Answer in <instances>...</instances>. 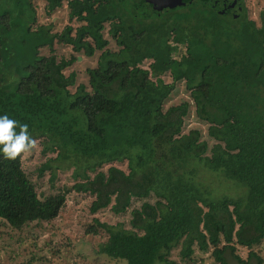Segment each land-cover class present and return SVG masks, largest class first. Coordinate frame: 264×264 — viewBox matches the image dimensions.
I'll use <instances>...</instances> for the list:
<instances>
[{
	"label": "trees",
	"instance_id": "trees-1",
	"mask_svg": "<svg viewBox=\"0 0 264 264\" xmlns=\"http://www.w3.org/2000/svg\"><path fill=\"white\" fill-rule=\"evenodd\" d=\"M45 1L48 16L67 5L61 32L35 29L34 0L0 11V114L27 123L43 153L56 154L39 177L50 171L53 181L56 170L73 167V189L94 197L93 215H130L129 228L89 224L88 235L107 236L99 254L114 264H177L174 249L191 262L198 248L217 264H229L227 254L264 264L254 250L264 241V12L258 24L246 10L231 18L206 0L161 15L136 11L130 0ZM107 25L117 50L108 47ZM55 43L89 58L100 53L87 85L66 73L78 59H58ZM180 82L208 124L211 148L200 130L184 133L189 102L165 109ZM199 167L247 196L213 197L196 180ZM66 195L42 199L21 156H0L1 223L21 230L52 222Z\"/></svg>",
	"mask_w": 264,
	"mask_h": 264
},
{
	"label": "rangeland",
	"instance_id": "rangeland-1",
	"mask_svg": "<svg viewBox=\"0 0 264 264\" xmlns=\"http://www.w3.org/2000/svg\"><path fill=\"white\" fill-rule=\"evenodd\" d=\"M11 1V2H10ZM14 0H0V11L4 6H12ZM34 6L37 9V21L34 24L35 29L39 26H52L53 33L61 32L64 27L70 24L69 9L65 4L48 16L46 14V1L34 0ZM247 17L260 24L261 14L264 12V0H245ZM13 8V7H12ZM105 38L109 40V48L117 50L115 41L108 34V25L105 31ZM54 52L58 59H70L72 56L77 57V61L69 68L66 73L75 72L77 74V86L88 84L87 69L97 66L100 53L97 52L94 57L89 58L85 55L75 53L70 46L54 44ZM51 53L49 48L41 51L42 56ZM184 53V50L182 51ZM150 61L144 63L145 68H149ZM167 83L171 82L169 75L164 77ZM76 88H72L75 91ZM182 102L190 103L189 115L185 119L184 133L197 129L202 133V140H207L210 148L214 143L208 137V124L200 121L195 113V107L186 89L184 82L176 85L165 109L171 106L180 105ZM36 147L20 154L23 169L30 174L34 181L39 196L42 199L59 192L66 193V204L60 216L52 222H34L26 225L21 230H14L5 222H0V264H114L108 258L99 254V244L107 240L105 234L99 236L88 235L87 227L92 223L94 218L110 225L124 223L125 228H129L128 220L130 215H115L110 208L100 211L93 215L90 212V205L94 197L90 194L77 193L73 187L78 182L74 179V168L64 167L56 170L53 181L52 173L46 171L42 177H39V169L49 159L54 158V153H43L44 144L36 141ZM197 182L208 187L215 198L230 196L234 198H245L247 189L235 181L224 179L219 173L206 171L199 167L197 169ZM70 190V191H69ZM69 191V192H67ZM141 202H136L139 205ZM254 250L264 260V241L261 245L256 246ZM181 247L173 250L170 259L177 264H217L212 257L211 251L203 253L196 248L191 262L183 261L181 257ZM249 250L238 247V253L243 259L248 258ZM229 264H239L230 254H227ZM255 264V260L251 261Z\"/></svg>",
	"mask_w": 264,
	"mask_h": 264
},
{
	"label": "clouds",
	"instance_id": "clouds-1",
	"mask_svg": "<svg viewBox=\"0 0 264 264\" xmlns=\"http://www.w3.org/2000/svg\"><path fill=\"white\" fill-rule=\"evenodd\" d=\"M36 140L30 134L29 125L0 114V156L14 159L36 147Z\"/></svg>",
	"mask_w": 264,
	"mask_h": 264
},
{
	"label": "water",
	"instance_id": "water-1",
	"mask_svg": "<svg viewBox=\"0 0 264 264\" xmlns=\"http://www.w3.org/2000/svg\"><path fill=\"white\" fill-rule=\"evenodd\" d=\"M132 2V8H134L136 11H140L143 12V10L145 11H151L153 13H157L158 15L164 14L170 10L173 9H181L185 6H189L193 3L192 1L191 3L186 4L185 0H130ZM233 2H235V0H232ZM220 11V13L225 14L228 17L231 18H237L240 15V12H227L225 10L222 9H217Z\"/></svg>",
	"mask_w": 264,
	"mask_h": 264
},
{
	"label": "flooded vegetation",
	"instance_id": "flooded-vegetation-1",
	"mask_svg": "<svg viewBox=\"0 0 264 264\" xmlns=\"http://www.w3.org/2000/svg\"><path fill=\"white\" fill-rule=\"evenodd\" d=\"M192 1H193V3L191 5L185 6L183 8L190 7L196 2H201V1L203 2L205 0H192ZM192 1L185 0V3L188 4V3H191ZM206 1H207L206 3L210 4L215 9H222V10H225L227 12H233V13L239 11L240 16L243 13V11L246 10L245 0H235V2H233L232 0H206Z\"/></svg>",
	"mask_w": 264,
	"mask_h": 264
}]
</instances>
